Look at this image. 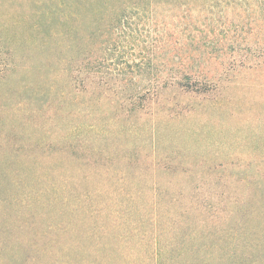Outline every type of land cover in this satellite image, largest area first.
Masks as SVG:
<instances>
[{
    "label": "rangeland",
    "instance_id": "obj_1",
    "mask_svg": "<svg viewBox=\"0 0 264 264\" xmlns=\"http://www.w3.org/2000/svg\"><path fill=\"white\" fill-rule=\"evenodd\" d=\"M100 2L0 0V46L19 19L70 16L91 31L102 14L86 8ZM213 4L226 71L206 92L168 90L138 118L70 96L55 114L20 80L0 82V264H159V244L179 264H264V32H243V2ZM83 121L101 134L62 139Z\"/></svg>",
    "mask_w": 264,
    "mask_h": 264
},
{
    "label": "trees",
    "instance_id": "obj_2",
    "mask_svg": "<svg viewBox=\"0 0 264 264\" xmlns=\"http://www.w3.org/2000/svg\"><path fill=\"white\" fill-rule=\"evenodd\" d=\"M118 1L120 4L111 5L113 0H101L98 7L86 8L102 14L89 18V29L98 30H77L83 26L70 16L9 22L12 31L4 32L0 46V82L20 80L24 92L43 96L48 101L44 106L57 109L55 114L69 109L64 101L70 96L72 106L84 101L109 102V110L113 107L138 118L139 112H149L151 103L158 105L170 89L187 94L206 92L222 77L227 66L224 47H213L211 32L225 36L226 21L221 16L220 28L215 30L213 0ZM238 1L243 2V32H264V0ZM19 27H29L30 32L18 31ZM100 47L103 58L98 55ZM120 47L126 50L117 60L115 52ZM129 49H138V53ZM129 55L137 56L128 59ZM215 61L218 65L214 68ZM30 72L36 75L31 81L27 77ZM25 102L16 107L24 110ZM164 107L167 105L162 103L157 108ZM79 111L90 116L95 113L92 108ZM94 132L101 134L100 125L83 121L62 139L81 143L84 133ZM178 245L179 254L183 253L184 246ZM157 253L159 264H179L164 256L160 244Z\"/></svg>",
    "mask_w": 264,
    "mask_h": 264
}]
</instances>
